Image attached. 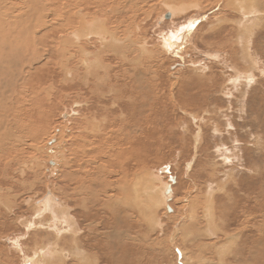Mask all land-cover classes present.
Returning a JSON list of instances; mask_svg holds the SVG:
<instances>
[{
    "label": "rangeland",
    "instance_id": "obj_1",
    "mask_svg": "<svg viewBox=\"0 0 264 264\" xmlns=\"http://www.w3.org/2000/svg\"><path fill=\"white\" fill-rule=\"evenodd\" d=\"M16 1L0 5V264H264V18L244 47L238 0L94 9L123 27L108 93L82 71L63 84V4Z\"/></svg>",
    "mask_w": 264,
    "mask_h": 264
},
{
    "label": "bare ground",
    "instance_id": "obj_2",
    "mask_svg": "<svg viewBox=\"0 0 264 264\" xmlns=\"http://www.w3.org/2000/svg\"><path fill=\"white\" fill-rule=\"evenodd\" d=\"M14 1V2H13ZM32 1V0H31ZM39 1V0H38ZM46 1V0H45ZM51 1V0H49ZM48 1V2H49ZM54 1V0H52ZM51 1V2H52ZM61 2V4H63V14L61 13V20H62V27L64 26V30H65V33L68 34V36H70V38L68 40H66L65 42L62 40V42H64L63 44L64 45H67L69 50L67 55L63 57V60L61 59L62 63H61V66H60V70H61V73L63 74V80H64V83L66 82L68 76H70V79L72 78V80L74 81V78H77L81 71H82V75H80V77L82 78V82L84 83L85 86L88 87V83L91 81L93 83V86L95 88V90H99L101 87H104L106 89L109 90L108 93H111L113 92L114 90V86L113 84L111 83V71L112 69L114 68L112 64V61H115L116 58H125L127 55V51H126V48L122 47L120 49H116L114 48L113 46H111V42H116L115 45L119 44L117 43L118 42V37L120 33H118V29H121V28H118V26H120V23H116V22H113L111 20V17L109 16L110 13H108V16L107 18L105 19H101L99 18L98 15L95 14V17L92 18L91 16H89V13L91 11H95L94 12H98L100 10H96L97 8H100L102 9V7H104L107 3H110L111 1H117L119 2L120 0H58ZM125 2H127L126 0H123ZM175 4L179 3L180 1L179 0H173ZM193 1V0H192ZM204 0H201V2H203ZM231 1V0H230ZM257 1V0H256ZM255 0H252V1H249V0H238L237 1V6H236V10H237V13L239 14V19L234 21L236 22V26H237V30H238V36L240 37V41L242 42V46L244 47H247L245 46V38H247V36H253V30L256 29L254 27H256L258 25V20L259 17L261 16L262 18H264V0H260V2L256 3ZM9 3L11 6H6L8 7V9H11L13 10V7H15V3L18 2L16 0H0V5L1 3ZM30 2V1H29ZM74 2H76V5H73ZM198 2V1H196ZM26 3V2H25ZM50 3V2H49ZM124 3V2H123ZM200 3V2H199ZM17 4V3H16ZM55 4V3H54ZM117 3H115L116 5ZM231 4V3H230ZM118 5V4H117ZM116 5V6H117ZM166 5V4H165ZM193 5V6H192ZM71 6L75 8L78 7H81L80 10H77L78 13H80V17H77L75 20L73 17H72V12L73 10L71 9ZM82 6L84 7H87V10L85 9H82ZM118 6H122V5H118ZM184 6V5H183ZM190 7H197L195 5V3L193 2ZM50 8V7H49ZM2 9V7L0 6V10ZM6 9V8H5ZM74 9V8H73ZM235 9V8H234ZM72 10V12H71ZM111 10V9H110ZM118 10V9H117ZM116 10V11H117ZM120 10V9H119ZM48 11V10H47ZM85 11V13H84ZM114 12L115 14H120V12ZM168 11H169V14L166 15L169 17L171 16H174L176 14V12H182V8H180V6H174V8L172 9V7L170 6L168 8ZM184 11V10H183ZM7 12V10H6ZM93 12V13H94ZM112 13V12H111ZM123 13V12H122ZM184 13V12H183ZM11 14L10 11L8 13V15ZM76 15V14H74ZM103 15V14H102ZM124 15V13H123ZM122 15V16H123ZM260 15V16H259ZM7 15L5 14H2L0 12V34H1V31H2V26H1V21L4 17H6ZM112 16V15H111ZM116 16V15H114ZM166 16L164 17L165 19H168L166 18ZM75 17V16H74ZM120 17V16H118ZM117 17V18H118ZM116 18V17H115ZM125 19V18H124ZM255 20H257L255 22ZM106 21H109V29L111 31H107V30H103V25ZM75 22V23H74ZM119 22V21H117ZM190 22V21H189ZM255 22V23H253ZM262 22V21H261ZM259 22V24L261 23ZM116 23V24H115ZM187 23V22H186ZM191 23V22H190ZM194 22H192L193 24ZM115 24V26L113 27L112 25ZM128 24V23H127ZM254 24V25H252ZM190 25V24H188ZM136 26V25H135ZM134 27V26H133ZM234 27V26H233ZM126 28V27H125ZM183 28H185L183 26ZM189 28V27H188ZM179 29H182V28H179ZM187 29V28H186ZM192 29V28H191ZM103 30V31H102ZM182 31V30H180ZM184 32V30L182 31ZM118 33V34H117ZM181 33V32H180ZM180 33H177V32H172L170 33V36L168 35L164 41V43H162L165 47L164 50H168V51H172L171 48H173L175 45H176V42L178 44V39L181 38V34ZM125 34V33H124ZM190 34V33H189ZM165 36V35H164ZM2 36L0 35V38ZM129 37V36H128ZM179 37V38H178ZM188 37V36H187ZM249 37V38H250ZM130 38V37H129ZM120 39V38H119ZM252 39V38H251ZM243 40H244V43H243ZM182 41V38L181 40ZM179 41V42H180ZM185 41H183L184 43ZM249 42V41H248ZM247 42V43H248ZM87 43V45H86ZM250 43V42H249ZM69 44L70 46L71 45H75L74 49L75 50V54H76V63L74 65H72V59H73V56L75 54L72 53V50L69 48ZM89 45H95L94 47H90L88 46ZM0 45H1V41H0ZM161 45V44H160ZM101 47V48H99ZM118 47V46H116ZM65 48V46H64ZM91 49H94V51H91ZM23 50V49H22ZM247 52V51H246ZM18 53V52H17ZM16 53V54H17ZM20 53V52H19ZM72 53V54H71ZM79 53V54H77ZM173 53V52H172ZM248 53V52H247ZM15 54V55H16ZM25 54V53H24ZM109 54L111 57L109 58H106L104 57V55H107ZM243 57L245 59H249L251 60L252 58H250V56L246 53H243ZM19 55V54H18ZM18 55L16 56L18 58ZM64 55V54H63ZM62 55V56H63ZM13 57V56H12ZM99 57V59L97 60V58ZM139 57V56H138ZM14 58V57H13ZM16 58V59H17ZM23 59V58H22ZM93 59V60H91ZM6 60L7 58H5V55L3 54V51H1L0 49V77H2V74L4 73L5 71V68H1V64L3 65V63L5 64L6 63ZM126 60V59H125ZM139 60V59H138ZM253 60V59H252ZM9 61V59H8ZM16 61V60H15ZM12 62V61H11ZM108 62V64H106ZM254 62V60H253ZM251 63V64H254V63ZM6 65V64H5ZM13 65V63H12ZM21 65V64H20ZM3 67V66H2ZM10 67V66H9ZM27 69V68H26ZM25 69V70H26ZM85 70V71H83ZM30 71V70H29ZM8 72V71H7ZM17 73V72H16ZM23 74V73H22ZM113 74V73H112ZM68 75V76H67ZM250 75V74H249ZM67 76V78H66ZM113 76H115V74H113ZM28 77V76H27ZM249 77V76H248ZM247 77V79H248ZM17 78V77H16ZM15 78V79H16ZM252 78V76H251ZM25 79V78H24ZM80 79V78H79ZM13 81V80H12ZM253 81V80H252ZM232 82V80H231ZM60 84V83H59ZM233 84V83H232ZM231 85V84H230ZM92 89V88H90ZM103 89V88H102ZM1 91V90H0ZM102 91V90H101ZM104 91V90H103ZM96 92V91H95ZM94 92V93H95ZM106 92V91H105ZM97 94V93H96ZM1 102V101H0ZM127 102V100H126ZM1 108V107H0ZM111 111V110H110ZM122 125V124H121ZM126 128V127H124ZM105 129V128H103ZM225 129V128H224ZM123 130V129H122ZM231 132V131H230ZM97 133V132H96ZM216 133V132H215ZM228 133V132H227ZM88 135V134H87ZM96 135V134H95ZM199 135V134H198ZM120 136V135H119ZM8 137H11V135H9ZM93 137V136H92ZM85 138V137H84ZM83 138V139H84ZM82 139V141H83ZM198 140V139H197ZM5 141V140H4ZM90 141H93V140H90ZM199 141V140H198ZM86 143L89 142V141H85ZM84 142V143H85ZM10 143V141H9ZM11 143H12V139H11ZM8 144V143H7ZM198 144V143H197ZM6 145V144H5ZM9 145V144H8ZM83 145V144H82ZM236 145V144H235ZM90 146V145H89ZM5 148V146H3ZM1 147V148H3ZM238 147V146H237ZM222 150V149H221ZM226 150V149H225ZM236 151V150H235ZM227 152V151H226ZM234 152V151H233ZM85 153V152H84ZM3 154V153H2ZM87 154V153H86ZM219 154V153H218ZM225 154H228V153H225ZM231 154V153H230ZM1 156V155H0ZM81 156H83L81 154ZM86 157V156H85ZM227 158V157H226ZM236 158V157H235ZM225 159V158H224ZM227 159H225L226 161ZM238 160V159H237ZM229 161V160H228ZM226 161V162H228ZM237 162V161H236ZM232 173V172H231ZM139 178V177H138ZM135 182V181H134ZM140 182V181H139ZM143 182V181H142ZM126 183V181H125ZM228 184V183H227ZM263 184V183H262ZM137 185V183L135 182L133 187H132V191H129L128 195L130 196V198H133L132 200H137L139 198H137L136 194H137V189L135 188ZM229 185V184H228ZM140 187V186H139ZM236 188V187H235ZM165 190L167 192V187L165 186ZM172 190V189H171ZM263 190V189H262ZM208 191V189H207ZM261 191V190H259ZM172 192V191H171ZM165 194V191L163 192ZM261 193V192H259ZM133 194V195H132ZM141 194V192H140ZM51 195V194H50ZM49 194H47L46 198H50V202L53 200L51 199ZM170 197H171V194L169 193L168 194ZM135 196V197H134ZM142 196V195H141ZM261 196V195H260ZM110 197V196H109ZM122 197V196H121ZM143 197V196H142ZM163 197V196H162ZM45 198V199H46ZM128 199V197H126ZM261 198V197H260ZM264 198V196H263ZM44 199V200H45ZM123 199V198H122ZM122 199H121V202H122ZM141 199V198H140ZM140 199H139V202H140ZM44 200H41V206H43V209L46 207L44 204ZM131 200V199H130ZM130 200H127L130 201ZM168 200V199H167ZM167 200H165L167 202ZM47 201V200H46ZM45 201V202H46ZM141 201H143L141 199ZM54 202V201H53ZM56 202V201H55ZM134 202V201H132ZM163 202V201H162ZM261 202V201H260ZM126 203V202H125ZM135 204V203H134ZM137 204V202H136ZM155 204V202H154ZM264 204V203H263ZM40 205V204H39ZM127 205V204H126ZM139 205V203H138ZM49 206V205H48ZM53 205H51L52 207ZM59 206V204H58ZM142 206V204H141ZM57 208V206H55ZM54 207V208H55ZM139 207V206H138ZM40 208V207H39ZM50 208V207H48ZM48 208H47V211H48ZM53 208V207H52ZM51 208V209H52ZM126 208V206L124 207ZM133 208V207H132ZM46 210V209H45ZM50 210V209H49ZM57 209H54L52 210L53 212H55L57 215H60V218L62 217L63 218V221L61 222L60 220V224H63L65 225V223H70V225H72V221L70 220H67L65 218H68L70 219L71 217H67V213L63 212V215H62V212L61 213H57V211H60V210H57ZM140 210V209H139ZM41 211V210H39ZM141 211V210H140ZM49 212V211H48ZM264 212V211H263ZM142 213V212H141ZM48 215V213H46ZM52 215V214H51ZM55 215V214H54ZM56 216V215H55ZM53 217V216H52ZM238 217V216H237ZM58 219V218H57ZM53 220V219H52ZM54 221V220H53ZM50 224V223H49ZM58 224V222H57ZM75 224V223H74ZM54 226V225H53ZM29 227V226H28ZM72 227V226H71ZM237 227V226H236ZM31 228V227H30ZM68 228V227H66ZM241 229V228H240ZM58 230V229H57ZM72 230V229H71ZM73 231V230H72ZM256 232V231H255ZM74 233V232H73ZM73 235V234H72ZM123 235V234H122ZM126 235V234H125ZM60 236V235H59ZM76 236V234H75ZM74 237V236H73ZM254 240V239H253ZM259 241V240H258ZM256 242V241H255ZM228 243V242H227ZM257 243V242H256ZM15 246V245H14ZM231 247V246H230ZM71 249V248H70ZM230 249V248H229ZM237 250V249H236ZM47 251V250H46ZM49 251V250H48ZM60 251V250H59ZM73 251V250H72ZM55 252V251H54ZM249 253V252H248ZM251 253V252H250ZM74 254V253H73ZM80 254H82V252H80ZM110 254V253H109ZM54 255V254H53ZM71 255V254H69ZM85 257V256H84ZM252 257V256H251ZM79 258V257H78ZM83 258V257H82ZM80 258L81 260H84ZM184 258V257H183ZM42 260V259H41ZM79 260V259H78ZM80 260V261H81ZM87 260V259H86ZM76 261V260H75ZM27 262V261H26ZM37 262V261H36ZM41 262V261H40ZM77 262V261H76ZM242 262V261H241ZM80 263V262H78ZM240 263V261H239ZM35 264V263H34ZM184 264V263H183ZM250 264V263H249Z\"/></svg>",
    "mask_w": 264,
    "mask_h": 264
},
{
    "label": "water",
    "instance_id": "obj_3",
    "mask_svg": "<svg viewBox=\"0 0 264 264\" xmlns=\"http://www.w3.org/2000/svg\"><path fill=\"white\" fill-rule=\"evenodd\" d=\"M166 18H168V16H166Z\"/></svg>",
    "mask_w": 264,
    "mask_h": 264
}]
</instances>
